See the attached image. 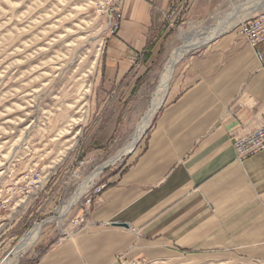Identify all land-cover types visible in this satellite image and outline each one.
I'll return each instance as SVG.
<instances>
[{
    "label": "crops",
    "instance_id": "crops-1",
    "mask_svg": "<svg viewBox=\"0 0 264 264\" xmlns=\"http://www.w3.org/2000/svg\"><path fill=\"white\" fill-rule=\"evenodd\" d=\"M184 4L203 19L221 6L227 19L264 11V0H125L118 35L106 41L107 80L119 83L153 53L163 22ZM225 33L175 68L163 106L103 184L85 225L30 264H113L121 252L161 258L178 250L264 261V153L240 163L232 147L264 116V56L258 62L235 30Z\"/></svg>",
    "mask_w": 264,
    "mask_h": 264
},
{
    "label": "rangeland",
    "instance_id": "rangeland-1",
    "mask_svg": "<svg viewBox=\"0 0 264 264\" xmlns=\"http://www.w3.org/2000/svg\"><path fill=\"white\" fill-rule=\"evenodd\" d=\"M96 1L0 0V205L10 197L0 216V263L35 224L42 225L40 234L15 264H30L37 251L85 225L92 211L91 204L80 214L85 197L125 164L163 105L132 153L107 166L61 216L59 210L132 136L150 107L170 53L182 46L181 36H195L227 20L223 6L216 16L206 19L199 18L202 13L197 10L188 12L187 4L174 6L170 25L163 22L156 50L143 55L115 83L104 76L106 41L112 37ZM234 21L227 33L242 19ZM202 48L187 52L171 78L182 61ZM26 184L27 197L12 195ZM129 254L117 256L140 264H264L235 250H178L161 258ZM116 257L113 264H117Z\"/></svg>",
    "mask_w": 264,
    "mask_h": 264
},
{
    "label": "built area",
    "instance_id": "built-area-1",
    "mask_svg": "<svg viewBox=\"0 0 264 264\" xmlns=\"http://www.w3.org/2000/svg\"><path fill=\"white\" fill-rule=\"evenodd\" d=\"M124 3L125 0H97V12L103 17L107 25L108 37H116L121 27L124 18ZM171 15L173 12L170 13ZM236 33L253 51L255 59L258 62L263 61V51L260 49L264 45V11L259 12L250 19L240 21L236 28ZM232 147L235 154V160L242 163L246 159L264 153V116L262 121L253 129H243L241 133L233 137ZM36 183H40L39 177H36ZM25 182V181H24ZM31 184H33L31 182ZM103 185L97 187L90 196H86L83 203V214L86 213L85 207H89L93 201L97 200L99 193L103 189ZM30 194V189L26 184L25 187L19 186L14 190L12 195L16 197H27ZM10 197L2 201L0 205V216L8 203ZM81 212V214H82ZM81 219H83L81 217ZM74 221L73 225H77ZM68 235L64 239H70ZM117 264H140L137 260H126L124 256L116 257Z\"/></svg>",
    "mask_w": 264,
    "mask_h": 264
},
{
    "label": "bare ground",
    "instance_id": "bare-ground-1",
    "mask_svg": "<svg viewBox=\"0 0 264 264\" xmlns=\"http://www.w3.org/2000/svg\"><path fill=\"white\" fill-rule=\"evenodd\" d=\"M260 5V4H259ZM262 6V5H261ZM264 6V5H263ZM264 8V7H263ZM260 9V8H259ZM254 10V9H253ZM256 11V10H255ZM221 20V18H220ZM218 26L211 27L204 30L202 33H199L195 36H190L189 34L184 33L181 36L182 46L173 50L164 66L162 74L159 79V83L153 93L150 107L147 112H145L144 117L136 124L132 136L126 142L121 150H119L114 157H111L108 161L99 165L95 171L86 179L81 190L77 192L65 205V207L59 210V215L65 213V211L71 207L79 198L80 193L89 187L94 179H97V176L109 165L117 162L122 156L130 154V152L136 147L140 138L144 135L145 130L148 128L153 116L156 114L157 110L161 107L164 102L169 81L173 72L175 65L178 61L190 50L198 47H202L206 43L212 41L214 38L219 35L228 32L233 26H235L236 21L234 19H227L226 22ZM217 25V24H216ZM202 29V28H201ZM198 31V30H197ZM132 153V152H131ZM82 184V183H81ZM90 188V187H89ZM82 196V195H81ZM62 206V205H61ZM52 221V219L47 220V222ZM42 225L35 224L16 244L13 250L10 252V256L4 259L0 264H15L16 260L20 255L25 253L37 240Z\"/></svg>",
    "mask_w": 264,
    "mask_h": 264
},
{
    "label": "water",
    "instance_id": "water-1",
    "mask_svg": "<svg viewBox=\"0 0 264 264\" xmlns=\"http://www.w3.org/2000/svg\"><path fill=\"white\" fill-rule=\"evenodd\" d=\"M115 226H118V227H123V228H128V226L126 225V224H122V223H120V224H116ZM7 258V257H6ZM5 258V259H6Z\"/></svg>",
    "mask_w": 264,
    "mask_h": 264
}]
</instances>
